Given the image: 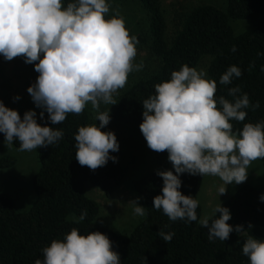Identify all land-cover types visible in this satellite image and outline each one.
<instances>
[{"label": "clouds", "instance_id": "9594fccd", "mask_svg": "<svg viewBox=\"0 0 264 264\" xmlns=\"http://www.w3.org/2000/svg\"><path fill=\"white\" fill-rule=\"evenodd\" d=\"M138 40L131 35L119 9L108 0H0V56L7 61L22 57L38 73L27 92L36 107L47 112L51 125L65 121L68 114L80 115L87 104L96 111V122L80 126L75 134V158L79 165L95 171L117 157L119 150L114 132L102 131L110 121L109 108L115 96L128 82V76L139 71L143 63H134ZM235 52V46L231 49ZM259 55V53H258ZM264 71V68H262ZM232 65L220 76L221 85H230L241 76ZM217 83L207 78L204 69L182 64L173 70L169 80L155 85V94L142 102L140 131L150 150L167 152L173 170H157L163 180L162 194L153 197V207L171 221H196L199 201L180 191V175L217 176L226 186L247 180L253 161L264 158V121L243 123L234 130L231 121L244 122L245 109L255 111L259 102H250L239 85L228 88V95L216 97ZM19 99V96L15 97ZM37 113L29 109L23 117L0 100V133L9 149L19 141L20 152H31L56 144L63 131L37 122ZM140 198L128 202L137 216H145ZM264 201V194L260 196ZM86 211L73 217L79 223ZM230 211L220 202L211 215L199 220L207 229L209 241H225L233 231H244L242 225H230ZM251 228V224H249ZM174 233L160 232L165 242ZM43 259L34 264H120L112 241L99 231L81 234L73 227L63 239H53L42 249ZM242 253L250 264H264V239L248 236Z\"/></svg>", "mask_w": 264, "mask_h": 264}, {"label": "trees", "instance_id": "16d2710c", "mask_svg": "<svg viewBox=\"0 0 264 264\" xmlns=\"http://www.w3.org/2000/svg\"><path fill=\"white\" fill-rule=\"evenodd\" d=\"M139 1L148 14L149 53L159 65L152 74L132 81L119 95L113 117L131 129L137 141L147 148L158 170L174 171L167 152L150 150L140 131L143 100L155 94V85L169 80L173 70H179L182 64L196 67L203 55H210L206 73L207 78L217 83V99L224 96L231 101L228 88L239 85L250 102L258 101L260 105L255 111L245 109L244 122L231 121L234 130L242 129L243 123L264 121V0H227L225 10L212 5L195 6L170 40L165 35L161 0ZM63 2L66 6L69 0ZM254 17L258 20L253 29L238 35L233 33L229 19ZM234 46L235 52L231 51ZM232 65L241 69V76L234 77L230 85H221L220 76ZM16 73L26 90L38 75L34 65L29 69L27 63L24 71ZM38 123L61 129L63 137L56 144L37 148L39 168L32 178L35 201L27 211L17 212L12 199L0 192V264H34L36 259L42 260V249L53 239H63L73 227L81 234L87 231L106 234L113 250L119 253L120 264H250L242 253V246L250 235L264 239V201L260 199L264 188L245 184L233 193L223 206L231 214L228 223L242 225L244 231H233L225 241H209L207 229L199 223L200 204L196 209V221H171L162 209L153 207V197L162 194L163 180L156 174L157 170L151 171L133 182V188L145 198L146 215L129 234H117L95 220L98 205L86 197L83 187L85 182H90L109 195L123 180L122 168L109 159L105 166L92 171L79 165L75 158V134L80 126L90 124L86 108L80 115L68 114L58 125H51L45 112L44 119ZM0 142H4L2 133ZM13 144L19 147V141L14 140ZM14 161L13 157L4 156L0 158V168ZM259 161L264 166V158ZM201 177L181 174L180 191L197 200L196 188ZM85 211V219L74 222L73 217ZM161 231L174 235L165 242Z\"/></svg>", "mask_w": 264, "mask_h": 264}, {"label": "rangeland", "instance_id": "374dc122", "mask_svg": "<svg viewBox=\"0 0 264 264\" xmlns=\"http://www.w3.org/2000/svg\"><path fill=\"white\" fill-rule=\"evenodd\" d=\"M111 7L119 9L125 20L127 29L134 35L138 44L137 55L134 63H143L142 69L129 74L126 86L119 90L115 99L140 77L148 76L156 70L158 60L149 53L151 36L148 27V14L142 7L139 0H108ZM198 5H212L225 10L227 0H161L162 11L166 21V38L170 40L180 29L187 13ZM258 17L250 19H229V25L235 35L251 30L256 26ZM211 60L210 55H203L196 67L206 71ZM29 69L33 64H27ZM17 70H25V62L22 57L7 61L0 56V100L4 105L19 112L21 117L25 111L32 109L39 113L42 109L36 107L31 96L21 84L17 77ZM136 79V80H135ZM130 84V85H129ZM19 96V99L15 97ZM90 124L98 125L96 111L91 104L86 105ZM109 108L110 121L102 131L114 132L119 144L117 152H111V156L117 157L116 162L122 168L124 176L121 183L116 186L109 195H105L99 187L90 182L84 183V194L94 200L98 205V213L95 220L107 229L117 234L127 235L144 218L133 213V208L128 202L139 197L138 203L145 207V198L133 188V182L142 175L158 170V166L150 159L147 148L139 143L133 132L127 125L117 122L113 117L114 105L101 104L100 110ZM19 147L13 144L12 148L7 147L6 142H0V158L7 156L15 159L8 167L0 168V192L9 196L17 212L27 211L35 201V193L32 187L33 175L39 168L38 151L31 152L17 151ZM251 185L257 189L264 188V166L258 160L253 161L248 169L247 180L241 184H229L226 186V193L219 195L218 189L223 186V181L217 176L205 175L201 177L196 188V198L199 201L201 212L200 219L205 214L211 215L212 209L223 203L235 193L242 185ZM199 219V220H200Z\"/></svg>", "mask_w": 264, "mask_h": 264}]
</instances>
